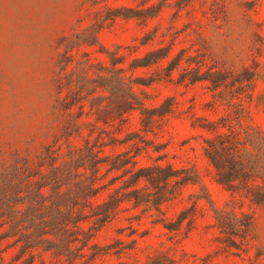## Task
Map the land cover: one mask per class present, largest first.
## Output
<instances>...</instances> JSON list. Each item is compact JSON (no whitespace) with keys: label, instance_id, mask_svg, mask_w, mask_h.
Instances as JSON below:
<instances>
[{"label":"rangeland","instance_id":"1","mask_svg":"<svg viewBox=\"0 0 264 264\" xmlns=\"http://www.w3.org/2000/svg\"><path fill=\"white\" fill-rule=\"evenodd\" d=\"M99 25L97 43L76 57L85 52L104 66L119 58L143 100L120 129L107 126L130 141L101 155L145 145L138 165L192 166L201 183L183 187L160 211L122 204L94 236L100 254L88 264H264V205L237 204L252 221L246 239L230 243L214 212L230 196L203 151L219 133L264 134V0H0V149L34 156L59 132L63 115L52 107L57 43ZM151 52L164 57L133 67ZM146 110L153 118L147 127Z\"/></svg>","mask_w":264,"mask_h":264},{"label":"trees","instance_id":"2","mask_svg":"<svg viewBox=\"0 0 264 264\" xmlns=\"http://www.w3.org/2000/svg\"><path fill=\"white\" fill-rule=\"evenodd\" d=\"M100 28L63 36L57 43L52 107L63 121L51 142L34 156L0 149V264H35L37 259L45 264L44 255L64 264H88L100 254L94 236L122 204L160 211L183 187L201 183L192 166L138 165L135 156L145 145H136L133 153L101 155L106 146L130 141L118 139L107 126L120 129L116 126L142 108L143 100L135 92L137 82L119 67V58L110 56V66H104L85 52L76 57L82 46L97 43ZM150 55L153 58L133 67L164 57ZM152 119L149 112L144 115L146 127ZM205 143L212 178L230 196L227 208L214 209L216 225L230 243L236 237L243 241L252 217L238 212L237 204L246 199L264 205V134L240 128ZM106 191L107 197L97 203Z\"/></svg>","mask_w":264,"mask_h":264}]
</instances>
